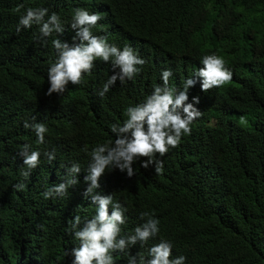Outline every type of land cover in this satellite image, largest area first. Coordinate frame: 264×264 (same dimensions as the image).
Returning <instances> with one entry per match:
<instances>
[{"label": "trees", "instance_id": "1", "mask_svg": "<svg viewBox=\"0 0 264 264\" xmlns=\"http://www.w3.org/2000/svg\"><path fill=\"white\" fill-rule=\"evenodd\" d=\"M24 1L0 0V264H72L65 251L75 245L66 229L75 215L90 218L94 206L80 183L64 199L44 200L42 192L72 163L86 173L84 149L113 139L111 124L162 83L163 69L173 71L169 86L180 88L201 66L200 57L212 52L225 59L233 78L222 89H189V100L198 96L196 107L205 113L162 158L164 171L137 161L132 177L106 172L97 191L127 207L126 232L142 223V211L159 219L158 238L137 244L132 255H145L163 238L172 242L173 255L187 257L185 264H264V0H104L94 34L131 45L146 63L134 81H117L103 98L96 93L112 71L102 61L84 84L46 95L55 49L16 31L20 5L59 11L71 23L74 4L93 7L101 0ZM185 64L188 69L178 68ZM33 116L47 125L43 149L55 148L56 160L49 166L45 160L17 191L19 150L25 143L42 149L23 127ZM117 260L126 264L123 254Z\"/></svg>", "mask_w": 264, "mask_h": 264}, {"label": "clouds", "instance_id": "2", "mask_svg": "<svg viewBox=\"0 0 264 264\" xmlns=\"http://www.w3.org/2000/svg\"><path fill=\"white\" fill-rule=\"evenodd\" d=\"M30 1L35 0L22 3ZM104 3L101 0L93 7L74 4L70 9L73 11L71 23L64 21L59 11L50 13L46 7L34 8L24 4L17 9V33L23 29L37 44L51 42L55 49V59L47 68L49 86L46 95L55 93L62 96L69 83L84 84L85 77L92 74L96 61L110 64L112 71L97 90L96 94L101 98L109 93L117 81L124 85L134 81L142 72L146 60L131 45L120 47L109 42L106 35L94 34L93 29L102 19L100 9L104 8ZM199 64L201 66L184 79L180 88L169 86L173 71L171 68L163 69L160 72L162 83L154 85L142 102L128 105L124 109L122 122L111 124L109 131L113 139L96 143L90 151L84 149L89 156L85 169L87 174L81 171L79 163H72L67 167L65 176L54 178L53 184L42 192L44 200L64 199L69 189L80 183L83 197L94 206L90 218L82 219L80 215H75L66 229L75 245L70 253L65 251V255L73 257L72 264H117V257L121 254L126 264H185L187 257L173 255L172 242L163 238L148 247L145 255L130 254L137 244L143 248L150 240L158 238L159 219L153 213L142 211L139 213L142 223L126 232L123 226L128 220L127 207L114 200L112 194L103 195L97 189L100 188V178L106 172L118 169L132 177L135 173L133 165L137 161L145 169L154 166L157 174L164 171L162 158L181 143L182 137L191 134L193 122L205 113V108L196 107L200 102L198 96L189 100V89L197 84L203 92L222 89L234 75L225 59L215 52L202 55ZM178 68L186 70L189 67L185 64ZM215 122L212 119L209 123ZM242 123L244 126L250 125L249 121L243 120ZM23 127L35 134L36 143L42 149L25 143L19 150V157L23 159L19 174L23 180L13 185L17 191L26 187L25 181L30 179L34 169L40 165L42 168L45 160L47 166L56 160L55 148L43 149L47 144V125L42 121L37 122L33 116L32 122L25 120ZM141 157L147 159L140 160Z\"/></svg>", "mask_w": 264, "mask_h": 264}]
</instances>
